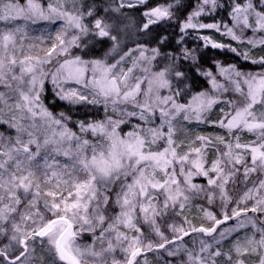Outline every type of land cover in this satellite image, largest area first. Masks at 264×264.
Instances as JSON below:
<instances>
[{
	"label": "snow or ice",
	"instance_id": "snow-or-ice-1",
	"mask_svg": "<svg viewBox=\"0 0 264 264\" xmlns=\"http://www.w3.org/2000/svg\"><path fill=\"white\" fill-rule=\"evenodd\" d=\"M57 3L58 6L49 3L46 13L36 0H27L25 5H21L19 0H0V21H15L20 18L33 22L37 19L64 21V28L56 36L58 43L53 44L52 48L45 52L43 58L31 55L18 58L17 49L23 47L18 45V39L22 40L23 37H18L17 34L22 29L19 27L0 29V86L8 89L16 97L15 101L10 104L9 97L5 92H0V104H3L9 113L15 110L21 114L19 118L16 115L11 117L14 122L10 126L16 130V136L14 138L0 136V222H7L12 214L18 211V206L21 204L18 193L21 191L25 195L32 194L33 198L29 201L27 208L36 207L37 200L43 196L44 208L55 217L45 222V216L40 213L39 209L36 211V215L39 217L38 221L32 220V216L27 211L20 214V222L12 224L13 234L10 240L21 245L23 250L10 261V264H27L26 261L22 262L21 258L26 257L29 251V241L36 237L47 238L55 256L64 264H87L88 257L93 260H102L105 253H111L115 248L113 240L108 239L109 236L115 234L117 245L128 240V237L119 231V226L123 225L135 229L137 232L140 231L136 227L137 211L143 214L145 222L155 224L156 217L161 211H166L170 205L175 206L179 203L180 208L184 207L183 201H187L188 196L185 195L186 189L181 187V181L177 179L175 168L177 163L180 164L179 175L183 176L187 189H198L197 185L191 183L193 175H209V170L205 168L203 162L202 153L204 147L211 141L207 137H197L202 142V147L192 149L191 153L179 155L177 152L179 146L173 140L172 121L176 115L184 113L185 120L194 118L203 122L204 114L218 103L217 99L201 92L194 95L187 104H179L175 99L180 95L179 91H176L174 95L161 97L160 89L172 90L171 82L168 79V75L172 71L171 67L153 73L152 79L148 80L146 91L141 89L143 80L140 78L134 85H130L129 78L133 68H129L127 72L122 69L117 72L116 69L125 57L131 54L132 49L114 64H107L99 59L86 60L79 55L70 56V49L73 46H79L77 42L80 37L74 35L71 39L66 40L62 33L66 34L67 29L78 30L82 35H87L91 31L95 36L101 38V41L107 38L113 42V50L118 47V36L112 34L115 25L107 23L103 18L95 19L90 29L83 23L85 13L77 14L75 11L67 10L63 0H57ZM144 3L146 0H136V4ZM208 4H211L213 8L217 6L216 0H203V5ZM134 6L133 3L125 4L124 0H119L118 5L111 10L120 12L124 7L132 8ZM171 7L172 5L157 6L144 11L142 15L146 18V22L143 23L142 29L146 31L150 26L170 19L173 15ZM201 12H203L202 5L199 10L188 16L181 31L184 32L189 28H210L220 31L218 24L193 23V20L200 16ZM253 12L255 27L249 22V14ZM86 15L91 17L94 15V11L90 9ZM231 15L236 25L242 23L244 28H252L254 33L264 31V12H256L250 0L243 6L235 4ZM225 28L226 35L233 39H240L232 28H227V26ZM202 39L205 45L211 44L213 48L227 47L211 41L209 37ZM248 43L253 44V47L257 43L264 45V39L249 40ZM138 50L140 59L148 60L149 63L155 59L156 55H159L158 49H151L154 53L152 57L145 56L148 49L138 46ZM231 51L236 52V49L232 48ZM54 55L66 58L62 63H59L55 72H45L43 65L50 63ZM182 55L184 59L193 56L187 49L183 50ZM241 55L245 60L250 59L247 52L241 53ZM174 59H179V57ZM252 62L264 65V56ZM217 67L219 73L232 85L233 90L243 98L242 106L234 107L233 111L225 113V118L219 121L220 126L228 129L229 132L236 129L258 133L257 139L251 144L241 145L237 142L235 145L237 149L244 148L251 152L254 166L251 169H245L247 177L249 172L257 171V166L264 170V72L245 73L237 70L235 65L227 67L217 65ZM203 74L211 78L213 89L228 91L224 85L217 82L211 72ZM174 75L176 78H180L185 74L175 71ZM49 76L52 84L58 89L56 95L62 100L73 104L103 103L106 109L111 104L114 112L117 111L119 105H132L139 109V112L123 110V115L139 116V119L145 123L150 121L151 115L158 108L161 123L155 128L137 124L131 131L121 135L118 129L121 124L125 123L123 119H113L109 116L104 121L78 122L81 134L91 133L97 137V142H90L67 127L64 123L63 113H60L61 118H57L42 105L40 95L45 80ZM69 82H73L78 87H65ZM142 93L145 97L143 101L139 99ZM90 96L91 99H89ZM228 103L234 104L233 101H228ZM258 107L259 111H257ZM3 111L4 109H0V113ZM25 119L30 120L31 123L27 125L22 123ZM37 119L43 122L39 127L36 123ZM165 125H167V132L163 130ZM217 139L221 143L224 142L222 137H217ZM161 140L166 141V146L162 150H153ZM238 140L239 137H237ZM33 146L35 151H33ZM226 147L228 151L223 155L228 158L229 162L240 163L242 158L233 156L232 145L227 144ZM191 154H195L196 158L191 159ZM56 155L70 157L73 160L71 169L67 164L61 166L55 159ZM39 158L43 159V164L39 162ZM50 159L51 162H49ZM185 164L191 165L187 173H185ZM220 165L221 160L219 159L213 162L211 171L215 172L216 178H210L208 184L219 189L221 198L226 200V185L235 173L234 171L225 173ZM160 173L165 177L163 182L157 178ZM66 175L69 179H64ZM53 181H55L57 191H43L42 186ZM61 185L72 188L67 197L59 191ZM112 186L119 187L115 203L119 206L120 212L112 222H107L108 218L103 212L109 197L106 194L102 195L100 190L101 188L107 190ZM261 190H264V180L259 181L256 194L259 195ZM157 192L164 195L162 207L158 203H154ZM49 197L51 200L48 199ZM245 198H254L251 189L245 193ZM209 199L211 200L212 197L210 196ZM242 211L246 213L248 209ZM251 211L264 213V198L256 199ZM205 215L213 221V226L209 228L193 227L190 229L192 232L212 235L217 231V226L234 217H240L241 212L233 209L232 216H229L225 211L223 219H217L211 212H205ZM29 220H32L33 227L22 228L21 224ZM106 222L107 227H105ZM248 223L254 227L256 225V221L251 218ZM74 225H79V229L74 230ZM238 227H244V222H241ZM85 228L94 233L99 229V235L95 237V240H98L101 245L107 241V247L102 246L97 251L94 245L88 246L86 249L77 246L75 238L78 232ZM155 230L159 233L158 227ZM235 230V228L225 229L219 235L223 238L228 232ZM173 231L182 233L183 236L189 234L183 227H174ZM258 231L260 233L259 240L254 237L246 239V244L250 247H242L237 241L235 251L238 255H244L249 251L264 253V227L259 228ZM0 232H4V229L0 228ZM176 239H182V236H177ZM167 243L171 242L165 239L164 243L157 247L163 248ZM201 243L200 253L207 252L210 245L204 244L203 241ZM139 244V237H133L128 248L124 249L125 252H130L127 264H133L136 256L142 251ZM10 246L11 244L6 248ZM147 247L150 250L152 244L149 242ZM0 255L8 257V253L4 249H0ZM221 255L219 250L209 253L208 258L189 252L188 259L190 264H215L212 257ZM53 264L56 262L54 261ZM113 264H118V262L113 260ZM237 264H244V262L239 260ZM259 264H264V254H261Z\"/></svg>",
	"mask_w": 264,
	"mask_h": 264
},
{
	"label": "rangeland",
	"instance_id": "rangeland-1",
	"mask_svg": "<svg viewBox=\"0 0 264 264\" xmlns=\"http://www.w3.org/2000/svg\"><path fill=\"white\" fill-rule=\"evenodd\" d=\"M65 4V8L69 11L79 10V0H63ZM119 2V0H118ZM49 3H52L54 6H58L57 0H49ZM124 3H133L136 5V0H124ZM44 11L47 13L48 11V4L46 7H43ZM254 10L256 12H260L257 9ZM249 22L253 24L255 27V14H249ZM184 23V22H183ZM193 23H196L193 21ZM183 25V24H182ZM181 25V27H182ZM19 27L22 29L17 35L18 37L22 36L23 39H18V45H22L23 47H18L17 49V56L18 58H22L24 55H31L34 57L43 58L45 52L52 48L53 44H57L58 41L56 40V36L58 32H61V29L64 28V21L60 19H53V20H43L37 19L35 22L32 20H25L20 18L15 21H0V29H14ZM180 27V29H181ZM227 28H232L233 31L236 33L239 40L233 39L231 36L225 34V29H220L217 31L216 29L210 28H196V29H186L183 33L184 34H195L203 40V37H209L211 41L226 45L230 50L232 48L236 49V52L231 51L235 55H238L240 61H248L254 64L255 67L248 70H240L239 71L245 73H260L264 72V65L259 63H253V60H258L261 56H264V45L256 44L253 47V44L248 43L249 40L259 41L260 39H264V31H257L253 32L252 28H244L243 24L236 25V22L233 20L229 24ZM68 30L66 34L62 33L64 38L68 34ZM70 37L66 40H69ZM204 42V40H203ZM205 44V42H204ZM211 45V44H208ZM138 46H130L120 53H116L114 57L110 61H106L105 59H101L107 64H114L116 61L120 60L121 56H124L125 53L129 52L130 49L133 51L129 56H126L125 59L121 62V64L117 67L116 71L120 72L121 69L124 72H127L129 68H133V72L130 74L129 84L134 85L138 78L143 80L141 84V89L146 91L148 88V80L152 79V74L149 68L148 60L140 59V51L138 50ZM145 48L144 46H142ZM147 49V48H146ZM152 49V48H151ZM148 49L149 51L145 52V56L152 57L154 53ZM247 52L250 56V59L245 60L241 53ZM57 56H53L50 63H46L43 65V69L45 72L52 73L55 72L56 68L58 67L59 63L56 65H52L56 62ZM95 60V59H89ZM61 61L60 63H62ZM135 62V66H134ZM235 65V64H229ZM219 66L227 67L228 65ZM148 69V71H145ZM211 72L213 76L216 77V80L219 84L224 85L228 91L213 89L211 84V78L206 76L207 85L204 89L198 91L195 94H186L182 100H178L176 96L175 99L179 104H187L194 95L205 92L209 96L214 97L217 99L218 103L214 104L207 113L204 114L203 122L197 121L194 118L185 120L184 113H180L176 115L172 121L173 128H174V135L173 140L175 144L178 145L177 152L179 155H184L185 153H191V150L194 148H201L202 142L197 139V137H207L211 143L204 147V151L202 153L203 162L205 168L209 170L208 176L203 175H193L191 177V183L198 186V189H187L186 185L184 184L183 176L179 175L180 171V164L177 163L175 165L176 172H177V179L181 181V187L185 188V195L188 196L187 201H183L184 207L180 208L179 203L175 206H169L166 211H161L160 214L156 217L155 224L150 222H145L143 219V214L139 211L136 212V227L140 229L137 232L135 229H130L126 226H119V231L124 233L127 237V241H122L120 244H116L115 242V234L113 233L108 239H112L115 245L114 251L111 253H105L102 260H93L91 257L87 258V264H102L104 261L109 262L108 264H113V260L117 261L118 264H123L125 260L121 261V258L124 256H128L130 252H125L124 249L128 248L129 243L131 242L133 237H139L140 244L138 245L142 249H148L147 245L149 242L152 244L154 240L162 241L165 239L167 234L177 236L181 233L174 232L173 228L183 227L184 230L191 229L195 226L202 225L205 227H209L213 221H211L206 215L205 212H211L215 215L216 218L223 217V213L226 211L227 214H231L233 209L238 210L241 208H252L255 205V200L264 198V190H261L259 195L256 194V187L259 184L260 180H264V170H261L257 166V171L249 172L247 177L245 176V169H251L254 165L251 159V152L244 148L237 149L235 147L236 143L238 142L241 145H249L251 142L257 139L258 133L248 132L247 130H232L229 132L228 129L223 128L220 126L219 121L225 118V113H229L233 111L234 107H240L243 104V98L240 96L239 93L233 90L232 85L226 80V78L219 73V68L216 67ZM169 79V77H168ZM48 82L53 91L56 92L58 89L52 84L51 77L49 76L48 79L45 80ZM65 87H78L73 82H69V84L65 85ZM0 92H5V94L9 97V103H13L16 99L12 93L5 89L4 87L1 88ZM180 93V91H179ZM87 94V93H85ZM159 95L161 97L174 95L172 90L170 91L168 88H162L159 90ZM59 97V96H58ZM91 99V96L89 97ZM139 99L143 101L145 99L143 93L140 95ZM66 101V100H64ZM228 101H233L234 104L230 105ZM70 103L69 101H66ZM73 104V103H70ZM105 108L103 103L97 104ZM0 109H4L2 113H0V122H4L11 125L14 121L11 120L12 115H16L17 118L20 117V113L13 110V112L9 113L6 108H4L3 104H0ZM106 109V108H105ZM107 109L113 114L111 117L113 119H120L125 120L126 115H123V110L128 112L137 111L139 109L134 108L132 105H119L117 111H113L112 105L109 104ZM259 107L257 111H259ZM133 121L131 122L132 127L137 124H140L143 127H158L161 123L160 119V112L157 108L154 113L151 115V119L148 123H145L139 119V116L129 117ZM24 124H30L31 121L25 119L22 121ZM37 126H41L43 124L42 121L37 119L36 121ZM65 123V122H64ZM66 124V123H65ZM67 125V124H66ZM68 127V126H67ZM69 128V127H68ZM70 129V128H69ZM133 129V128H132ZM131 129V130H132ZM71 130V129H70ZM126 129H118L121 132V135L131 131ZM164 132H167V125L164 127ZM75 132L78 136H81L84 139H88L90 142H97V137H94L91 133L81 134L80 129L71 130ZM217 137L223 138V143H221ZM237 137L239 140L237 141ZM232 145V153L233 156L241 157L240 163L229 162L228 158L223 155L226 151H228L226 145ZM166 146V141L161 140L158 142L157 145L154 146L153 150H162ZM67 147V145H65ZM33 151H35V147L33 146ZM55 155V154H53ZM191 159H195V154H191ZM55 159L59 161L61 166L67 164L69 165V169H71V165L73 160L70 157H65L63 155H56ZM221 160V167L224 169L225 173L229 171H234L235 175L229 180L228 184L226 185L227 191V199H222L220 195L219 189H217L213 185L208 184V180L215 179L216 174L215 172L211 171L213 162L216 160ZM39 162L43 164V159L39 158ZM51 162V159L49 160ZM185 173L191 168L190 164H185ZM171 171V168H169ZM194 171V169H193ZM39 174V173H38ZM158 179L163 182L165 177L162 173L158 174ZM64 179H69L66 175ZM130 182V181H129ZM43 191H57L55 188V181L48 185L42 186ZM252 190V196L254 198H245V193ZM62 192L63 196L67 197L68 192L72 191L70 186L61 185V189L59 190ZM101 194L108 195L109 192L113 195V200H116V192L119 191L118 186H112L105 190L101 188ZM21 198V204L18 206V211L13 213L11 218L7 222H0V224H7L6 232L3 233V236L6 237L4 242L3 249L10 253L14 250L15 247H19L22 250V246L18 245L16 242L11 241L10 238L13 234L12 232V224L14 222H20V214L22 212H29L32 216V220H39V217L36 215L37 209H39L40 213L45 216V222L47 219V215L51 214L44 208V197L42 196L37 200L36 207L34 208H27L26 206L29 204V201L32 200V194L25 195L22 191L18 193ZM156 199L154 203H158L160 207L163 206L164 195L157 192L155 193ZM212 197L210 200L209 197ZM51 200V198H48ZM7 202V201H5ZM120 212V208L115 203V210L113 213H105L103 214L108 218L107 222H112L113 218L118 215ZM260 222L264 223V213L258 212ZM249 218L256 221L255 218L251 214H245L240 216L239 218L235 219L234 221L230 222L229 224L223 225L218 230L210 236L208 239L201 234L198 233L191 234L184 239L179 241H175L172 243L167 244L162 249L156 251L145 252L137 257L133 264H190L188 259V253L191 252L193 255L200 254L205 258L209 257V253H214L219 250L222 255L218 257H212L215 260V264H237V261L243 260L244 264H259L260 256L264 253H253L249 251L244 255H238L235 251V245L237 241L240 240V245L242 247H248L246 244L245 239H239L240 236H246L247 238L254 237L256 240L260 239V233L258 231L259 228L264 227L261 223L259 224L256 221L255 227L248 223ZM32 220L27 221L26 223L21 224L22 228H31L33 227ZM107 222L105 227H107ZM244 222V227H238V225ZM159 228V233L155 230ZM235 228V231L228 232L223 238L220 237L219 233L225 229ZM79 229V225H74V230ZM8 232V233H7ZM162 234V235H161ZM99 235V229L96 232H92L87 230L79 231L78 235L75 238V244L79 246L81 249H86L88 246H95L97 251L100 248L107 247V241L103 245L98 240H95V237ZM81 239V240H80ZM164 241V240H163ZM204 244L210 245V248L205 253H200V248L202 247V242ZM11 244L10 247L7 245ZM159 245V244H158ZM19 250V252L21 251ZM155 251V252H154ZM169 253H172L171 255ZM21 261H26L27 264H53L55 261L56 264H64V262H60L58 257L55 256L54 251L51 249V246L48 244L47 239L36 237L33 240L29 241V251L26 254V257H22ZM102 262V263H100ZM0 264H7V262L0 257ZM105 264V263H104Z\"/></svg>",
	"mask_w": 264,
	"mask_h": 264
},
{
	"label": "trees",
	"instance_id": "trees-1",
	"mask_svg": "<svg viewBox=\"0 0 264 264\" xmlns=\"http://www.w3.org/2000/svg\"><path fill=\"white\" fill-rule=\"evenodd\" d=\"M26 2L27 0H19L21 5H25ZM36 2H38L42 8L49 4V0H36ZM248 2L249 0H216L217 6L213 8L211 4L203 5V0H146L144 4H136L132 8L124 7L120 12H115L111 9H114L118 5V0H79V10H77V14H79V12L85 13L83 23L90 29L97 18H103L107 23L114 24L115 30L112 34L118 36L119 44L118 47L113 50V42L107 38L101 41V38L95 36L91 31L87 35H82L78 30L69 29L66 39L69 37L71 39L74 35H79L80 37L77 42L79 46H73L70 49V56L79 55L86 60L105 59L106 61H110L116 53H120L130 46L142 45L147 49H158L159 55H156L155 59L151 60L148 69L155 73L164 68L171 67L172 71L168 75L171 82V89L173 93L180 91V95L177 96L180 101L184 98V95L195 94L204 89L207 85V79L203 73L214 70L217 65L235 64L236 68L240 70H248L255 67L254 64L248 61H240L238 55L232 53L228 47L213 48L211 45H205L199 36L191 33L184 34L180 29L183 22H186L188 16L194 11L199 10L201 5L203 6V12L193 21L197 24H218L220 29H225V26L228 27L232 21L231 13L235 4L238 3L243 6ZM250 2L255 9L264 12V0H250ZM168 5H172L171 11L173 15L170 19L162 20L150 26L146 31L142 29L143 23L146 22V18L142 15L144 11L153 7ZM90 9L94 11V15L91 17L86 15ZM106 9H108V11H105ZM184 49L189 50L193 54L194 59L193 56L184 59L182 55ZM175 57H179V59H174ZM65 58V56H57V59H55L56 62L52 65L60 63ZM175 71H181L185 75L176 78L174 75ZM1 88L2 86H0V91ZM40 100L42 105L57 118H61L60 113H63L64 122L71 130L80 129L78 123L80 121H104L107 117L113 115L108 109L97 104H70L60 99L48 82L44 83ZM117 119H120V117H117ZM132 121L131 118L126 117L125 123L121 124L120 128L131 130L133 128L131 124ZM16 134V130L9 126V124L0 122V136L14 138ZM25 139H27V137H25ZM108 197V204L104 206V212L110 214L115 210V202L112 193L109 192ZM257 216L259 218L258 213ZM53 217V215L48 214L46 221ZM255 220L258 222L256 218ZM6 226L7 224H0V228L4 229V232H0V249L4 247L3 241L6 237L3 236V233L6 232ZM198 234L201 236L202 233ZM172 237H174V235L167 234L165 239L169 241ZM205 237L207 238L204 239H208L210 236ZM165 239H162V241L154 240L152 248L150 250L147 249L148 252L156 250L154 247L163 243ZM239 239H245L246 241L247 237L240 236ZM170 242L172 243L175 241ZM167 244H165V246ZM19 250H21L20 246L15 247L14 250L8 253V258H13L18 255ZM158 250L160 249L156 251ZM139 256L140 255L137 257ZM0 257L5 260L7 264H10L4 256L0 255ZM127 257H122L121 261H126ZM104 263L108 264L109 262L104 261L102 264Z\"/></svg>",
	"mask_w": 264,
	"mask_h": 264
},
{
	"label": "water",
	"instance_id": "water-1",
	"mask_svg": "<svg viewBox=\"0 0 264 264\" xmlns=\"http://www.w3.org/2000/svg\"><path fill=\"white\" fill-rule=\"evenodd\" d=\"M243 209H248V211L245 213V212H243L242 210ZM236 211H240L241 212V216L242 215H245V214H252L253 216H255L256 218H257V212L256 213H253L252 211H251V208H241V209H238V210H236ZM229 216H232V213L231 214H229ZM55 217H53V218H51V219H54ZM237 218H239V217H234V218H232V219H229L227 222H225L224 224H222V225H219V226H217V230H218V228H220L221 226H223V225H226V224H229L230 222H232V221H234L235 219H237ZM217 219H223V217H221V218H217ZM213 226V222H212V224L209 226V227H212ZM200 227H205V226H202V225H198V226H195L194 228H200ZM209 227H205V228H209ZM185 231H187L189 234L188 235H190V234H194V233H199V232H192L190 229H187V230H185ZM203 234V233H202ZM213 234H215V233H213ZM212 234V235H213ZM188 235H186V236H188ZM205 235V234H204ZM212 235H205V236H212ZM178 236H182V238H184V237H186V236H183L182 235V233L181 234H179ZM177 237V236H176ZM176 237H174V238H171L169 241H179V240H181V239H176ZM164 243V242H163ZM162 244V243H161ZM158 246V245H157ZM157 246H155L154 247V249H162V248H160V247H157ZM142 249V248H141ZM23 250V249H22ZM147 250H143L142 249V251L140 252V254H143V253H145ZM139 254V255H140ZM19 255V254H18ZM17 256V255H16ZM138 256V255H137ZM130 257V253H129V255H128V257H127V260H128V258ZM15 257H13V258H6L7 259V261H11V260H13ZM127 260H126V262L124 263V264H127ZM134 262V261H133Z\"/></svg>",
	"mask_w": 264,
	"mask_h": 264
}]
</instances>
